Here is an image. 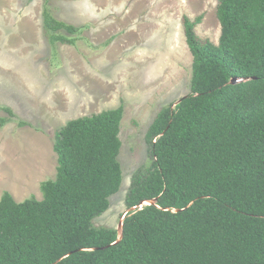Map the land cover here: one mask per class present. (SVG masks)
Here are the masks:
<instances>
[{
    "label": "trees",
    "instance_id": "1",
    "mask_svg": "<svg viewBox=\"0 0 264 264\" xmlns=\"http://www.w3.org/2000/svg\"><path fill=\"white\" fill-rule=\"evenodd\" d=\"M216 15L217 43L196 33L203 15L183 17L191 90L146 131L151 159L132 174L122 239L94 219L122 185L123 104L56 131L41 199L2 194L0 264H264V0H217ZM42 16L52 43L80 38L47 5Z\"/></svg>",
    "mask_w": 264,
    "mask_h": 264
},
{
    "label": "rangeland",
    "instance_id": "2",
    "mask_svg": "<svg viewBox=\"0 0 264 264\" xmlns=\"http://www.w3.org/2000/svg\"><path fill=\"white\" fill-rule=\"evenodd\" d=\"M45 5L84 27L75 44L49 40ZM216 6L217 0H0V107L14 112L0 108V198L8 191L17 201L41 199V182L57 172L56 131L72 118L123 104L122 185L94 219L118 229L132 174L151 159L149 125L191 90L183 17L203 15L196 33L217 43Z\"/></svg>",
    "mask_w": 264,
    "mask_h": 264
},
{
    "label": "water",
    "instance_id": "3",
    "mask_svg": "<svg viewBox=\"0 0 264 264\" xmlns=\"http://www.w3.org/2000/svg\"><path fill=\"white\" fill-rule=\"evenodd\" d=\"M244 80H245L244 78H239V79L238 78H234L232 80V82L236 83V82H241V81H244ZM153 202H155V199L148 201V203H153ZM134 208H136V206L133 207V208H128L127 211L125 212V214L123 215L122 220L120 221V224H119V227H118L119 238H118L117 241L121 240L122 237H123V225H124L123 219H124L125 215L128 213V211H130V210H132Z\"/></svg>",
    "mask_w": 264,
    "mask_h": 264
}]
</instances>
